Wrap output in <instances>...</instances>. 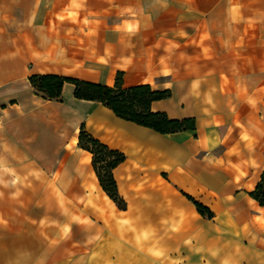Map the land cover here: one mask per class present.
<instances>
[{
  "label": "crops",
  "instance_id": "obj_1",
  "mask_svg": "<svg viewBox=\"0 0 264 264\" xmlns=\"http://www.w3.org/2000/svg\"><path fill=\"white\" fill-rule=\"evenodd\" d=\"M119 74L169 92L150 111L193 128L159 133L29 82ZM81 126L124 155V210ZM263 171L264 0H0V264H264Z\"/></svg>",
  "mask_w": 264,
  "mask_h": 264
},
{
  "label": "trees",
  "instance_id": "obj_2",
  "mask_svg": "<svg viewBox=\"0 0 264 264\" xmlns=\"http://www.w3.org/2000/svg\"><path fill=\"white\" fill-rule=\"evenodd\" d=\"M31 86L44 99L59 100L61 88L64 83L74 86L73 96L76 99L97 101L113 114L125 121L135 123L139 126L150 128L159 133H173L185 129H192L191 120L169 121L163 113H152L150 103L169 96V92H152L147 85H139L130 88H123L119 77L113 87L91 84L72 78H64L53 75L29 77ZM78 146L92 155V167L99 181L101 189L120 210L126 208L125 202L118 194L114 180L113 169L124 161V155L118 151L110 150L96 139L88 135L81 126L78 136ZM250 196L260 206L264 207V171L260 181ZM193 203L197 212L208 218L212 213L193 198L185 195Z\"/></svg>",
  "mask_w": 264,
  "mask_h": 264
}]
</instances>
